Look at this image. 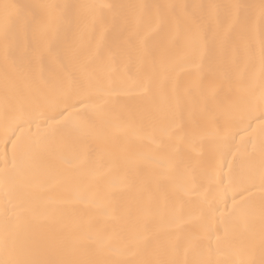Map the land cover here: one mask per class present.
Here are the masks:
<instances>
[{"label":"snow or ice","instance_id":"1","mask_svg":"<svg viewBox=\"0 0 264 264\" xmlns=\"http://www.w3.org/2000/svg\"><path fill=\"white\" fill-rule=\"evenodd\" d=\"M103 9L119 30L101 53ZM0 54V264H264V0L5 3ZM36 167L64 178L41 210L18 191Z\"/></svg>","mask_w":264,"mask_h":264},{"label":"bare ground","instance_id":"2","mask_svg":"<svg viewBox=\"0 0 264 264\" xmlns=\"http://www.w3.org/2000/svg\"><path fill=\"white\" fill-rule=\"evenodd\" d=\"M234 2H242L248 4H258L259 0H0V10H2V5L5 3H18V4H41V3H54V4H112V5H127V4H145V5H207V4H230ZM149 14L154 10H148ZM181 9H172L173 15L180 16ZM189 12L198 14L201 10L198 8L190 7ZM102 21L98 22L95 30L92 31L87 39L86 46H96L98 50L103 53L106 48L112 47L113 42L116 38V34L119 30V25L113 23V10L103 9ZM145 22L148 21L149 16H145ZM157 40H163V33H157L154 36ZM46 67L49 66L47 59L44 60ZM239 71L243 74H247L252 71L258 73V68H253V66L246 64L243 56L238 57ZM20 70L17 69L15 72L9 70L10 75L17 74ZM195 70L186 69L179 72V77L182 80H191L193 78L192 73ZM4 76H5V65L3 61V56L0 54V95L3 93L4 87ZM203 78L206 82H210L216 78L215 70H209L205 67L203 72ZM3 117L0 114V135L3 133ZM257 124L259 121L256 122ZM256 126L255 124L253 125ZM35 130V129H33ZM243 135V133H241ZM130 146L136 151L143 150V145L135 141L132 130H128L124 133ZM246 139L248 137H245ZM9 152L11 151V145H8ZM4 151L3 144L0 143V153ZM64 178L61 176L51 177L45 170L41 167H36L34 170L22 175L18 181V191L22 192L28 198V201L37 209L41 210L44 207L52 205V201L62 194L63 191ZM121 182V177L118 172H113L107 178V185H118ZM3 192L0 191V205L3 203ZM77 215L78 220L87 221L94 214V209L89 208L85 205H77ZM2 216H0V223H2ZM257 225V230H258ZM24 242V238H21V243Z\"/></svg>","mask_w":264,"mask_h":264}]
</instances>
